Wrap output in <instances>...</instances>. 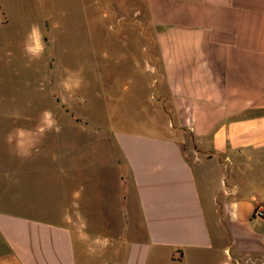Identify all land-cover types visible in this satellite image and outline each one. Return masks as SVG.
<instances>
[{
  "label": "crops",
  "instance_id": "crops-1",
  "mask_svg": "<svg viewBox=\"0 0 264 264\" xmlns=\"http://www.w3.org/2000/svg\"><path fill=\"white\" fill-rule=\"evenodd\" d=\"M143 2L153 44L130 69L163 134H115L116 175L78 194L75 144L57 142L45 192L41 127L13 143L0 97V264H92L96 252L97 264H264V221L251 217L264 204V0ZM12 173L36 188L8 189Z\"/></svg>",
  "mask_w": 264,
  "mask_h": 264
},
{
  "label": "rangeland",
  "instance_id": "rangeland-1",
  "mask_svg": "<svg viewBox=\"0 0 264 264\" xmlns=\"http://www.w3.org/2000/svg\"><path fill=\"white\" fill-rule=\"evenodd\" d=\"M144 9L143 0H0V97L12 112L13 143L20 132L41 127L43 155L36 165L43 191L53 188L49 158L57 142L75 144L78 194L104 190V179L116 175L115 134H163L162 118L150 105L152 88L130 69L153 44ZM5 179L14 192L36 188L31 174ZM91 256L92 264L101 258Z\"/></svg>",
  "mask_w": 264,
  "mask_h": 264
},
{
  "label": "built area",
  "instance_id": "built-area-1",
  "mask_svg": "<svg viewBox=\"0 0 264 264\" xmlns=\"http://www.w3.org/2000/svg\"><path fill=\"white\" fill-rule=\"evenodd\" d=\"M251 217L264 221V204L255 206L251 212Z\"/></svg>",
  "mask_w": 264,
  "mask_h": 264
}]
</instances>
